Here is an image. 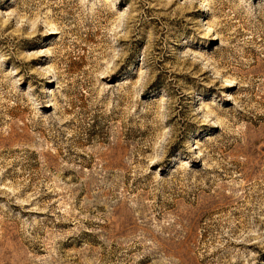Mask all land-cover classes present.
<instances>
[{"label": "rangeland", "instance_id": "1", "mask_svg": "<svg viewBox=\"0 0 264 264\" xmlns=\"http://www.w3.org/2000/svg\"><path fill=\"white\" fill-rule=\"evenodd\" d=\"M0 264H264V0H0Z\"/></svg>", "mask_w": 264, "mask_h": 264}]
</instances>
